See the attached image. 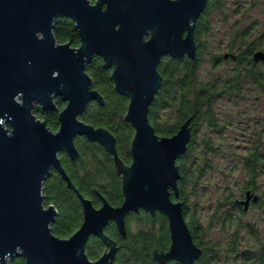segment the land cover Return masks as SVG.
<instances>
[{
	"label": "water",
	"instance_id": "obj_1",
	"mask_svg": "<svg viewBox=\"0 0 264 264\" xmlns=\"http://www.w3.org/2000/svg\"><path fill=\"white\" fill-rule=\"evenodd\" d=\"M210 0H0V264L23 256L29 264H112L117 242L105 232L114 222L126 234V218L141 210L167 216L171 245L155 251L160 263L177 260L196 264L202 249L195 243L179 197L180 158L192 140L191 118L172 136L159 135L150 121L152 104L162 84L158 66L164 56L195 58V28ZM71 17L81 44L60 43L55 21ZM102 56L113 68L115 89L130 97L126 119L135 128L133 161L125 165L115 136L104 127L80 119L93 100L103 102L87 64ZM254 61L264 62V50ZM59 130H51L35 109L56 108ZM99 142L114 156L123 175L124 201L115 206L101 196L97 207L76 188L60 157L75 160V139ZM57 170L81 201V226L68 238L53 232L59 215L47 206L44 182ZM252 193L241 203L246 207ZM258 196H255L257 200ZM92 236L106 244L92 260L87 244Z\"/></svg>",
	"mask_w": 264,
	"mask_h": 264
},
{
	"label": "trees",
	"instance_id": "obj_2",
	"mask_svg": "<svg viewBox=\"0 0 264 264\" xmlns=\"http://www.w3.org/2000/svg\"><path fill=\"white\" fill-rule=\"evenodd\" d=\"M222 7V0H210L205 11L197 21L195 40L197 54L189 56H164L158 66L162 75V84L151 106L149 118L156 132L161 136H172L178 132L181 125L191 120L192 140L187 151L178 158L181 171L179 180V197L174 193L175 201L183 202L191 191H197L203 174V165H198V158L204 154L197 149V132L202 119H207L215 126V105L219 97L225 94L241 93L244 82L251 79L264 88V75L257 70L263 61L255 62L253 55L257 50L264 49V35L257 44L252 43L247 50L238 54H230L238 64L234 75L226 82L217 84L214 81L203 82L200 79L203 47L202 36L210 29V18L217 8ZM54 34L60 43L70 42L73 47H79L81 37L76 23L71 17L60 16L55 21ZM87 73L93 78L94 88L103 96V102L93 100L80 119L95 127H104L116 138L118 154L125 165H131L132 142L135 128L126 119L130 97L115 89L112 79L113 68H107L102 56L95 55L87 64ZM56 108L44 110L40 105L35 109L36 115L44 120L51 130L58 131L60 112L67 103L61 97L55 99ZM172 109L173 114H163ZM164 121V122H163ZM78 156L73 160L66 151L60 153L62 164L75 184L76 188L87 198L92 199L97 207L102 205L101 196L115 206L124 201L123 175L118 171L114 156L99 142L90 141L85 136L75 139ZM206 152H212L209 140L205 142ZM247 165L253 175H256L257 154L247 157ZM44 195L47 206L57 208L59 215L52 224L53 232L61 238L70 237L82 224L84 212L76 192L68 187L66 180L53 170L44 182ZM237 205V203H235ZM184 205L185 217L191 229L195 243L202 249L196 264H212L216 257L211 255L203 239V231L195 225L193 218L187 219V208ZM244 209V208H243ZM132 222L138 225L146 224V228L134 230ZM106 234L117 242L118 250L113 264H159L153 257V250H167L171 245L169 222L166 215L157 212L155 215L145 210L131 213L126 218V234L122 235L117 225L111 222L105 229ZM106 244L98 236H92L87 244V254L90 259L97 260L105 251ZM246 260L245 255L243 256ZM264 259H260L262 263ZM8 264H29L23 256L10 259ZM181 264V263H178Z\"/></svg>",
	"mask_w": 264,
	"mask_h": 264
},
{
	"label": "rangeland",
	"instance_id": "obj_3",
	"mask_svg": "<svg viewBox=\"0 0 264 264\" xmlns=\"http://www.w3.org/2000/svg\"><path fill=\"white\" fill-rule=\"evenodd\" d=\"M261 35L264 0H222V7L210 18L209 31L202 36L200 79L217 84L228 81L239 64L225 55L247 50ZM256 68L264 75V64ZM214 110L215 126L202 119L197 132V149L204 154L198 158L204 169L202 178L197 191L188 186L191 191L183 202L187 219H194L216 257L212 264H247L244 252L264 242V88L247 79L241 93L222 95ZM167 112L175 115L172 109L163 114ZM207 140L212 152L205 151ZM252 153L257 154L256 175L246 160ZM248 189L259 200L244 210L238 202L245 200ZM146 227L132 222L134 230Z\"/></svg>",
	"mask_w": 264,
	"mask_h": 264
},
{
	"label": "flooded vegetation",
	"instance_id": "obj_4",
	"mask_svg": "<svg viewBox=\"0 0 264 264\" xmlns=\"http://www.w3.org/2000/svg\"><path fill=\"white\" fill-rule=\"evenodd\" d=\"M93 2H95V0H93ZM229 55H230V54H226V55H225V58H228ZM249 191L252 193V196H251V198H250V200H249V204H248V206L246 207L245 204L241 203L242 201H239V202H238L240 206L243 205L244 210H248V209H249V206H250L251 204L256 203V202L259 200V196H258V195H257V196H258L257 200H255V196H256V194L254 193V191H253L252 189H248V190L246 191V193H245V200L247 199V193H248ZM245 200H244V201H245ZM156 250L159 251V252H167L169 249H167V250H158L157 248H155V249L153 250V253H154ZM116 254H117V253H116ZM244 255H245V257H246V260H244L245 263H247V264H260V263H261L260 259H264V242L260 243V245L258 246V248H252V249H248V250H246V251L244 252ZM115 257H116V256H115ZM153 257H154V255H153ZM114 259H115V258H114ZM154 259H155V258H154ZM155 260L158 261L157 259H155ZM196 261H197V260H196ZM113 262H114V260H113ZM158 263H159V264H162V263H160L159 261H158ZM178 263H181V262H179V261H177V260H172V261H167V262H166V264H178ZM262 263H264V260H263ZM112 264H113V263H112ZM181 264H183V263H181Z\"/></svg>",
	"mask_w": 264,
	"mask_h": 264
}]
</instances>
